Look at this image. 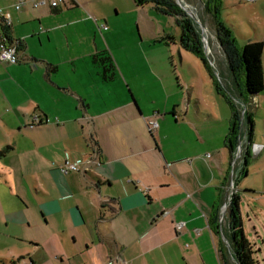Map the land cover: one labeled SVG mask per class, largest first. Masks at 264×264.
<instances>
[{
    "label": "crops",
    "instance_id": "obj_1",
    "mask_svg": "<svg viewBox=\"0 0 264 264\" xmlns=\"http://www.w3.org/2000/svg\"><path fill=\"white\" fill-rule=\"evenodd\" d=\"M16 1L0 0V8L13 15L9 35L22 42L17 64L0 61V133L12 134L10 152L0 160V183L12 194L6 223L36 234L20 239L24 250L2 262L222 264L216 254L209 263L200 245L202 239L212 245L210 221L223 190L222 202L227 200L234 165L225 143L231 120L223 119L213 81L208 96L200 85L191 87L187 103L185 95H171L170 75L157 74L166 59L159 62L144 47L151 41L169 44L152 37L159 27L138 26L140 39L133 26L126 38L122 26L103 29L89 14L111 20L108 10L92 8L102 0L20 11ZM249 2L264 8V0ZM1 30L0 23V38ZM211 46L217 73L225 75L228 68L233 79L220 46ZM100 50L115 59L112 80H104L101 66L93 63ZM262 60L264 65V52ZM262 92L247 98L254 123L251 141L246 123L244 145L256 141L263 151L264 134L257 130L264 117ZM150 118L159 123L154 133ZM67 158H98L99 164L87 173H63Z\"/></svg>",
    "mask_w": 264,
    "mask_h": 264
},
{
    "label": "rangeland",
    "instance_id": "obj_2",
    "mask_svg": "<svg viewBox=\"0 0 264 264\" xmlns=\"http://www.w3.org/2000/svg\"><path fill=\"white\" fill-rule=\"evenodd\" d=\"M179 1L182 3V5L178 3L177 0H175V2L187 12H189V9L193 10L194 8H196V12L200 16H202L204 23L209 30V37L207 40L200 24L195 18V15L189 13L190 17L195 19V21H197V23L199 24L202 34L201 39L204 43V53L211 64L215 76L218 78L217 80L225 88L228 95L232 98L236 105L239 106V103L241 104L240 114L242 113L244 116V105L242 101L236 99V96L231 94L224 81H222V79H225L226 82H228V84L235 89L232 83L233 79L230 77L228 68H226V74L222 75L219 70L217 73L214 67V50L211 45L215 43V45L220 46L222 52L223 48L221 47L217 39V34L214 26L212 25L210 16L205 11L206 7L204 3L202 2V0ZM222 1L223 8L221 9V16L232 28L239 47L242 48L250 40H260L261 38H264V8L255 6L253 3H250L249 0ZM83 3H86V0H81V4ZM116 5L118 9L116 8ZM94 6L108 10L111 20H105V18H103V15H100V12L96 13L94 11H90L89 14L92 16L91 21H93V23H96V21H98L99 23L107 24L109 26L110 24L122 26L123 28H125V30H128L127 33L125 32V38L130 32L132 28L131 26L134 27L136 36L139 39L141 37V32L138 26L153 27V29L154 27H159L158 35H153L152 37H155L159 40L163 38L165 39V41H168L169 44L162 45L161 43H159V45L157 44L156 46H154V44H152L153 41H151L149 42L150 44L145 43L144 47L145 49H148L149 52L155 51L156 58L159 60V62L161 59H166V66L157 65V74L165 75L166 77L170 75L169 79L171 80V82L168 89H170L169 91H171V95L175 93L176 96H178V93L180 95L183 94L185 95L187 103L188 93L193 89L191 88L192 86L194 87V89L199 90L198 85H200L202 94L207 96L209 93L214 91L211 80L212 77L208 69L205 67V63L197 54L187 51V48L181 45L179 38L182 34V27L178 23V20L175 16L160 12L152 3L139 6L134 0H102L100 5L99 3L94 4L92 8ZM132 8H134L135 10H133ZM144 29L145 28H143V30ZM146 37L149 36L147 35ZM110 41L114 43L115 38H112ZM218 74H220L222 79ZM244 80L245 79L243 75H241L238 80L242 91H244ZM154 89H156L157 92L159 90L157 85L154 86ZM234 93L236 94L235 91ZM212 94L213 96H216L218 98V102L223 106V110L225 111V113L223 114V119L227 118V120H231L232 110L230 104L227 101V98L222 93H218L215 91ZM208 101V99H205L204 104ZM259 102L264 107V91L259 96ZM241 120L242 122H244L243 126L240 129V135L243 137V135L247 132V115L245 116V121L241 115ZM257 130L260 132V136L261 134H264V117L259 118V123H257ZM6 136L7 134L0 133V150L6 149L8 153L10 152L8 147H11L12 145L11 143L7 142V139L8 137H12V134H9L7 137ZM261 139H264V136H261ZM241 141L239 139V145L237 144L236 151L234 152V165L233 170L230 174V179H232L235 166H237V152L239 151ZM260 144L261 143H256V141L250 144V157L248 158L247 165L249 168V175H243L240 177V171V174L237 177V185L235 179V184L230 195V200L233 193H235L236 191L240 192V210L243 217L244 231L247 235L246 237L251 241L254 247V256L257 259V264H264V191H258L260 189L264 190V150L262 151V147L260 146ZM247 150L248 148L246 150L244 149L243 151L242 165L245 162ZM239 177L240 179H238ZM230 179H228L227 181V188ZM248 189H253V191L257 190V192H249ZM223 193L224 190L222 191L221 196L217 201L218 204L220 203L221 205V214L223 212V208L225 207L224 205L226 204V202L224 203V200L222 202ZM10 198H12L11 191L8 187H6L5 183H0V264H4V262L2 261L7 257H10L11 252L18 253L24 250L25 242L21 241L20 239H23V237L29 238L36 234L34 230L32 232H25L23 228L15 227L12 224L8 225L6 223L5 215L7 213V207L9 206L11 201ZM224 198L225 197L223 196V199ZM220 201L222 202V204ZM13 204H15V201L12 202V205ZM228 207L229 205L224 208V210L227 211ZM226 220L228 221V213L222 214V221L220 222L224 231L228 229V222ZM224 221H226V225L224 224ZM225 235L226 234L218 235L214 233L213 240H211L212 245L208 240L202 239L200 243L202 247L201 250H203L207 257L210 259H208L209 263H213V255L215 254L217 256V259H220L219 262H222V264H231L230 259L235 262L234 258L236 257L234 255L232 247H230V245L226 243ZM231 256H233L234 258H232Z\"/></svg>",
    "mask_w": 264,
    "mask_h": 264
},
{
    "label": "trees",
    "instance_id": "obj_3",
    "mask_svg": "<svg viewBox=\"0 0 264 264\" xmlns=\"http://www.w3.org/2000/svg\"><path fill=\"white\" fill-rule=\"evenodd\" d=\"M137 5L154 4L155 8L165 14L173 15L177 18L178 23L182 27V34L179 38L181 45L187 48L188 51L197 54L205 63L212 81L218 93H222L231 106L232 119L230 122V129L228 135L225 137L226 146L230 149L231 157L233 159L234 151L239 142L241 129V114L238 106L228 95L225 88L219 83L215 76L211 64L204 53V43L201 39V30L199 24L195 19L188 15V12L179 6L175 0H134ZM180 2V1H179ZM205 5V11L209 14L212 25L215 28L217 39L223 48V52L229 62V68L233 77L232 83L234 87L242 91L240 83L238 82L241 75L244 76V91H242L243 99L247 104L248 96L254 97L264 90V70L262 55L264 52V42L258 40L248 41L242 48L237 44L236 36L230 25L222 18L221 9L223 8L222 0H202ZM181 3V2H180ZM0 23L4 30L3 19L0 17ZM22 42H18V48ZM93 63L99 64L102 68V78L106 81L112 80L117 72L115 59L108 50H100L93 55ZM238 96L241 97L238 90ZM247 126L249 130V140L251 141L253 129V116L247 110ZM9 148V147H8ZM250 147L246 151V158L244 165L241 168V176L247 174L248 158L250 157ZM7 156V150H0V160ZM240 177L238 179H240ZM237 185V179H236ZM220 203L215 208L213 218H211L210 225L214 233L229 237L231 247L233 249L236 259L239 264H257V259L254 256V247L251 241L246 237L243 227V217L241 214V196L238 191L233 193L227 210L228 213V229L224 231L220 223ZM232 240V241H231ZM223 251V250H222ZM224 253V252H223ZM224 255V254H223ZM10 264H16L12 261Z\"/></svg>",
    "mask_w": 264,
    "mask_h": 264
},
{
    "label": "built area",
    "instance_id": "obj_4",
    "mask_svg": "<svg viewBox=\"0 0 264 264\" xmlns=\"http://www.w3.org/2000/svg\"><path fill=\"white\" fill-rule=\"evenodd\" d=\"M70 3V0H17L13 6L18 11L22 10L27 6H32V8H39L41 6H47L52 9H58L59 7L66 6ZM0 17L3 19V24L5 29L1 30V38H0V61L5 64H17L19 59H21L20 51L18 48V41L11 38L8 31L9 28L13 24L12 20V12L9 10L4 9V7L0 8ZM103 29H108L107 24L102 25ZM147 124L151 132L157 131L159 127V123L156 118H150L147 120ZM210 155V154H208ZM94 164H99L98 158L95 159H78V160H71L67 158L63 161L60 165V170L63 173L68 172H84L87 173L92 169ZM184 222L178 223V227H182Z\"/></svg>",
    "mask_w": 264,
    "mask_h": 264
},
{
    "label": "bare ground",
    "instance_id": "obj_5",
    "mask_svg": "<svg viewBox=\"0 0 264 264\" xmlns=\"http://www.w3.org/2000/svg\"><path fill=\"white\" fill-rule=\"evenodd\" d=\"M177 1H178V3H180L179 0H177ZM180 4L182 5V3H180ZM189 13H192V14L195 15V18L198 21V23L200 24V26H201V28H202L205 36H206V40H207L208 37H209V30H208L207 26L205 25L202 16H200L196 12V8H194L193 10L189 9ZM236 99H239L240 101H242V97H240V96H236ZM242 103H243V101H242ZM243 109H245V108H243ZM244 137H245V134L242 137L241 145L239 146L240 148H239V151L237 152V166H235V169H234V172H233V175H232V179H231V184L227 188V193H226L227 201H226V204L224 205L225 206L224 208H226L229 205L230 195L232 193V189H233L234 184H235V179H237V177H238V175L240 174V171H241V165H242V160H243V151L245 149ZM226 241H227L228 245H230V247H231V244H230L229 240L226 239Z\"/></svg>",
    "mask_w": 264,
    "mask_h": 264
},
{
    "label": "water",
    "instance_id": "obj_6",
    "mask_svg": "<svg viewBox=\"0 0 264 264\" xmlns=\"http://www.w3.org/2000/svg\"><path fill=\"white\" fill-rule=\"evenodd\" d=\"M188 15H190L189 14V12H188ZM237 85V87L239 88V86H238V84H236ZM240 90V89H239ZM240 95H241V97H242V101H243V105H244V116H243V114L241 113V115H242V117H243V119L245 120V116L247 115V109H248V107H247V104L245 103V101H244V99H243V93H242V91L240 90ZM239 111L241 112V104L239 103ZM243 123V122H242ZM247 149V147L245 146V150ZM243 165H244V163H243ZM240 171V170H239ZM238 261V260H237ZM238 263H239V261H238Z\"/></svg>",
    "mask_w": 264,
    "mask_h": 264
}]
</instances>
